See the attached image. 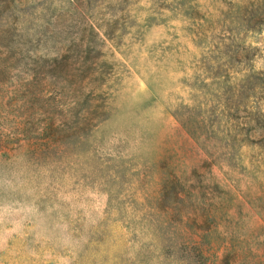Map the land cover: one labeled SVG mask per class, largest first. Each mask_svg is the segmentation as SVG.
Here are the masks:
<instances>
[{
  "label": "rangeland",
  "instance_id": "obj_1",
  "mask_svg": "<svg viewBox=\"0 0 264 264\" xmlns=\"http://www.w3.org/2000/svg\"><path fill=\"white\" fill-rule=\"evenodd\" d=\"M0 264H264V0H0Z\"/></svg>",
  "mask_w": 264,
  "mask_h": 264
}]
</instances>
